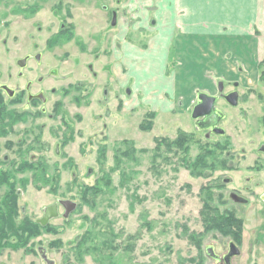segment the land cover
<instances>
[{"label":"rangeland","instance_id":"374dc122","mask_svg":"<svg viewBox=\"0 0 264 264\" xmlns=\"http://www.w3.org/2000/svg\"><path fill=\"white\" fill-rule=\"evenodd\" d=\"M119 1L0 0V84L14 94L1 91L17 115L0 135V172L15 182L19 219L57 205L38 236L0 247V264H216L206 247L220 256L235 230L213 219L229 215L242 222L233 264H264V0L237 15V32L222 22L235 0L193 12L222 22L210 24L204 71L207 53L187 58L191 70L176 50L178 0ZM113 10L127 18L112 24ZM217 84L223 134L192 117L198 92ZM232 90L235 106L223 97ZM66 200L75 207L64 216Z\"/></svg>","mask_w":264,"mask_h":264},{"label":"crops","instance_id":"0c3cea01","mask_svg":"<svg viewBox=\"0 0 264 264\" xmlns=\"http://www.w3.org/2000/svg\"><path fill=\"white\" fill-rule=\"evenodd\" d=\"M135 1H137V0H135ZM227 1H229V0H222V3L227 2ZM253 3H254V0H235V3H234L235 7H233L231 10H229V9H226V11L222 10V14H223L222 22L223 21H224L223 23H225V21L228 22V24H231L237 32L238 31L237 30V26H238L237 24H239V22H238L239 19L237 18V15L238 14H241V15L246 14L247 16L251 15L252 13H244L242 10L249 9L250 7H248V5L252 6ZM178 4L183 5L182 10H184L185 14H186V15L184 14V16L183 15H176L177 18L173 21L175 23V22L180 21L179 18L182 19L180 22L182 23L183 26L182 27L180 26L177 28L179 35H178V41H177L178 46H177V42H176V50L179 52H182L183 55H184V53L187 55V57H185L184 64H183L184 68H186V69L191 68V70L194 69L195 65L192 61L195 60V55L198 54V52H199L200 54L207 53L208 58L206 57V60H205L200 55V63L197 66L200 69H202L203 71L205 68L211 69L212 63L210 60V51H211L212 41H210V26H211L210 24L215 25L216 22L220 21V17H218L214 14L215 16L214 15L213 16H214L215 21H212V19H211L212 14L211 15L207 14V15H209L206 18L207 20H205L204 22H201L200 18L193 14V12H195V13L198 12L197 15H200L199 10H201L200 13H204V11L207 12V9L210 10V7L208 6L207 1H205V0H178ZM130 5H131V3L128 4L127 6H130ZM132 5H134V4H132ZM191 5H192V8H194V11H192V12L189 11ZM262 10H263L262 14H264V7H262ZM219 12H220V10L216 13H219ZM229 14L231 15V17ZM225 15H228V16H225ZM126 16H127V14L126 15H122V14L118 15V17L116 18L117 20L115 21V24L114 23H112V24L116 25L119 20L122 21L124 18H127ZM263 18H264V16H263ZM167 21H170V19ZM159 22L160 21H158V23ZM222 22L221 23L218 22V23H220V25H222ZM169 23H170L169 25H173L171 22H169ZM204 24H206V26L200 27V25H204ZM153 25H155V21H153ZM197 35L202 36L204 38L207 37L208 39H207V41H205L204 39L196 41L197 39L195 37ZM234 35H236V34H234ZM201 51H202V53H201ZM188 57L189 58L193 57V60L191 62H188V59H187ZM207 61H209V62H207ZM185 62H186V64H185ZM220 63L221 62L215 61V63H213V66L215 68H221ZM257 72L258 71L256 69H254L252 72V74H254V76H253L254 82H256V81L260 82L259 73H257ZM194 73L195 72L192 73L193 76H194ZM189 84H192V82L189 83L188 80L185 81V80H182L181 78L176 80V85L178 87V90L181 92V96H182L183 100L189 99L190 94H192V98L194 96L193 93H190V94H188V92L186 93L185 88L183 89V92L181 91L182 87H184V86L186 87ZM206 86L208 87L209 85H206ZM203 89H205V88H203ZM184 97H186V98H184ZM258 241H259V239H258ZM254 244H257V243H254ZM257 245H260V244H257ZM241 247H242V244H241ZM240 250H241V248H240ZM240 256L241 255H239V257ZM236 258H238V257H236Z\"/></svg>","mask_w":264,"mask_h":264},{"label":"trees","instance_id":"16d2710c","mask_svg":"<svg viewBox=\"0 0 264 264\" xmlns=\"http://www.w3.org/2000/svg\"><path fill=\"white\" fill-rule=\"evenodd\" d=\"M24 111L28 112V110ZM9 117H12V123L17 120V115L13 114L12 116V114L6 112V103L4 102V96L0 89V135L7 133L8 127L5 124L6 119ZM34 162L35 161L32 160L18 162V165L16 164V171L23 172L25 170H32L34 168ZM2 183L6 184L7 190L0 204V247L11 246L16 249L18 246L22 247L27 244L31 238L38 236L41 233L40 229L43 225L38 221L32 222L26 217L19 219V208L17 205L18 193L16 191L15 182L10 180L8 172H0V184ZM222 222L228 224L222 227ZM213 223L215 225L217 224L218 228H215L223 230L224 234H227V231L234 228L235 232L232 234V240L239 244L242 228V222L239 219L229 215L228 217H216L213 219Z\"/></svg>","mask_w":264,"mask_h":264},{"label":"water","instance_id":"95a60500","mask_svg":"<svg viewBox=\"0 0 264 264\" xmlns=\"http://www.w3.org/2000/svg\"><path fill=\"white\" fill-rule=\"evenodd\" d=\"M113 23H114V21H113ZM24 62H25V60L21 59L18 61V65L23 66ZM0 89L4 90L5 93L10 97H12V95L14 94V90H12L11 88H9L8 86H6L4 84H0ZM38 97L42 101H44V97L42 96V94H39ZM224 98L228 101L229 104H231L233 106H235L237 103V93L236 92H232L228 95H225ZM215 100H216V97L198 92L197 104L192 110V117L193 118L203 117L207 121L209 120V122L206 126L210 125V126H212V128H214L213 129L214 132L219 133V134H223V131L215 128V124L218 122V119L216 116L217 111L214 107ZM60 204L65 208L64 216H66L75 207V203H73L71 201H67V200L66 201H60ZM56 216H57V205L53 204V205H50L44 209V214H43L42 218L38 220V222L44 226L47 224V222L50 218H53ZM230 250H231V252L228 254V256L225 257V263L226 264H230V258L232 256L238 254V251L235 249V246L232 243L230 244ZM206 253L210 254L211 256H214V253L212 254V247L211 246L206 247ZM215 257H218V256L215 255Z\"/></svg>","mask_w":264,"mask_h":264},{"label":"flooded vegetation","instance_id":"af4514ba","mask_svg":"<svg viewBox=\"0 0 264 264\" xmlns=\"http://www.w3.org/2000/svg\"><path fill=\"white\" fill-rule=\"evenodd\" d=\"M125 1L126 0H120L119 2H121L120 4H123V3H125ZM128 1V0H127ZM138 2L140 1V0H137ZM117 2V1H116ZM103 6H105V5H103ZM118 11V10H117ZM112 20L114 21V24H115V21L117 20L116 18L118 17V15L116 14V10H113L112 11ZM113 21H112V23H113ZM217 92H216V94L215 95H211V96H213V97H216L217 99H218V96H219V93H220V90L222 89V85L220 84V85H218L217 84ZM232 92H235L234 90H232V91H230V92H228V93H225L224 95H223V97L225 96V95H228V94H230V93H232ZM225 99V98H224ZM226 100V99H225ZM227 101V100H226ZM228 102V101H227ZM196 104H197V98H195V102H194V104H193V107H192V110H193V108L196 106ZM208 122H209V120L207 121L205 118H202V119H200V120H198L197 121V123L199 124V126L201 127V126H206L207 124H208ZM228 241V248H227V250H225V252H223L220 256H218V255H216L213 251H212V254L214 253V256H211L210 254H208V255H210L214 260H215V262L217 261V260H219V264H226L225 263V257L226 256H228V254L231 252V250H230V244L232 243V244H234V246H235V249L238 251V254H236V255H234V256H232L231 258H230V264H233V260L236 258V257H239V255H241V252H240V248H241V245H240V243L238 244V243H236L234 240H232V239H229V240H227ZM235 250V251H236ZM215 255L216 256H218V257H215ZM238 255V256H237Z\"/></svg>","mask_w":264,"mask_h":264},{"label":"clouds","instance_id":"9594fccd","mask_svg":"<svg viewBox=\"0 0 264 264\" xmlns=\"http://www.w3.org/2000/svg\"><path fill=\"white\" fill-rule=\"evenodd\" d=\"M216 264H219V260L216 261Z\"/></svg>","mask_w":264,"mask_h":264}]
</instances>
